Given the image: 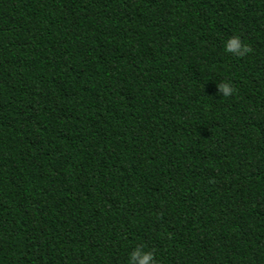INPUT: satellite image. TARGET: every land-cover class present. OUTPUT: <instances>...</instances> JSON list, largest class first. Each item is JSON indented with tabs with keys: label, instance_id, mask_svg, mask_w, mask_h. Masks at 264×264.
<instances>
[{
	"label": "trees",
	"instance_id": "obj_1",
	"mask_svg": "<svg viewBox=\"0 0 264 264\" xmlns=\"http://www.w3.org/2000/svg\"><path fill=\"white\" fill-rule=\"evenodd\" d=\"M140 244L264 264V0H0V264Z\"/></svg>",
	"mask_w": 264,
	"mask_h": 264
},
{
	"label": "clouds",
	"instance_id": "obj_2",
	"mask_svg": "<svg viewBox=\"0 0 264 264\" xmlns=\"http://www.w3.org/2000/svg\"><path fill=\"white\" fill-rule=\"evenodd\" d=\"M223 50L226 53L236 56L246 55L250 49L244 42L241 41L238 35L229 36L223 41ZM218 93L223 97H228L233 94L234 89L227 82H220L216 85ZM127 264H156L153 251L149 250L145 245L140 244L132 248L128 253Z\"/></svg>",
	"mask_w": 264,
	"mask_h": 264
}]
</instances>
